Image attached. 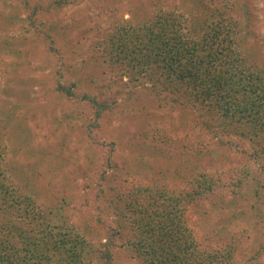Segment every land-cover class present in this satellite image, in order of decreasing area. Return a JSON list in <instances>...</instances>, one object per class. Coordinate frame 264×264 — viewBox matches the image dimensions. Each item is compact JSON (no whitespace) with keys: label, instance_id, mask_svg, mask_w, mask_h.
<instances>
[{"label":"rangeland","instance_id":"rangeland-1","mask_svg":"<svg viewBox=\"0 0 264 264\" xmlns=\"http://www.w3.org/2000/svg\"><path fill=\"white\" fill-rule=\"evenodd\" d=\"M200 1L228 3L241 53L264 64V0ZM197 2L0 0V150L9 176L49 224L72 228L95 245L108 227L123 223L115 200L124 187L177 185L198 172L246 167L236 195L210 196L190 215L203 245H246L237 247L235 264L251 249L260 248L264 259V153L251 155L260 149L248 138L249 125L216 124L206 107L161 102L140 77H120L103 62L99 43L107 26L142 23L159 8L195 13ZM58 78L74 82L76 96L56 90ZM84 93L113 99V108L91 124L94 111ZM221 134L231 146L221 145ZM113 264L145 263L122 239Z\"/></svg>","mask_w":264,"mask_h":264},{"label":"trees","instance_id":"trees-1","mask_svg":"<svg viewBox=\"0 0 264 264\" xmlns=\"http://www.w3.org/2000/svg\"><path fill=\"white\" fill-rule=\"evenodd\" d=\"M213 3L199 0L195 13L178 6L159 8L142 23L107 26L99 43L103 62L120 77H140L161 102L206 107L216 124L226 120L249 125L248 138L260 149L251 155L257 158L264 153V64L241 53L238 23L228 3ZM73 86L57 79L56 90L67 96H76ZM81 97L93 107L96 121L91 124L113 108L109 97ZM222 125L221 131L227 126ZM219 140L221 145L232 144L222 134ZM248 174L246 167L232 166L198 172L177 185L126 186L115 200L125 222L108 227L103 240L90 245L84 235L49 224L47 216L40 215L31 195L9 176L0 150V264H113L114 248L122 239L145 264H235L237 247L247 246L232 241L203 245L190 210L210 196L236 195ZM251 250L244 263L264 264L260 248Z\"/></svg>","mask_w":264,"mask_h":264}]
</instances>
